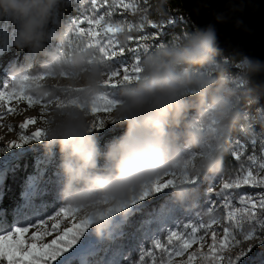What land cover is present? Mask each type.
I'll use <instances>...</instances> for the list:
<instances>
[{
  "label": "clouds",
  "instance_id": "clouds-1",
  "mask_svg": "<svg viewBox=\"0 0 264 264\" xmlns=\"http://www.w3.org/2000/svg\"><path fill=\"white\" fill-rule=\"evenodd\" d=\"M62 3L0 0V20L18 26L14 38L0 35V44L11 40L18 50L29 49L25 66L13 71L12 83L51 101L43 109L48 113L43 147L47 156L59 157L58 194L81 217L94 221L98 238L108 227L101 219L108 208L129 203L166 174L176 177L170 188L173 203L186 206L193 196L192 178L225 172L233 133L249 140L264 136L253 128L264 108L253 113L241 107L257 106L264 96V85L255 89L257 94L253 87L264 64L247 56H223L209 25L147 50L139 78L118 81L120 99L108 124L126 123L127 129L102 151L91 109L104 92L110 68L86 38L75 43L73 27L57 24ZM53 42L58 47H49ZM34 60L40 64L38 72L32 71ZM229 65L238 72L227 73Z\"/></svg>",
  "mask_w": 264,
  "mask_h": 264
},
{
  "label": "snow or ice",
  "instance_id": "snow-or-ice-1",
  "mask_svg": "<svg viewBox=\"0 0 264 264\" xmlns=\"http://www.w3.org/2000/svg\"><path fill=\"white\" fill-rule=\"evenodd\" d=\"M97 0H93V5L96 6ZM103 4L107 5L108 0H103ZM112 7L117 10H130L133 14L136 12L138 5L126 0H116V4ZM113 11L105 10V14L99 12L86 20H80L76 23L74 31L78 37L87 36L89 48L95 49V53L99 54L105 61L108 62L110 68L109 79L105 82L104 92L97 98L92 106V114L94 117L95 129L101 130L105 128L106 120L102 116H108L115 110L119 103L112 95L113 90L119 89L118 81L123 79L131 83L139 78L140 64L142 57L137 53L139 48H131L130 52L132 59L129 63L123 61L116 64L118 57L124 58L126 49L120 44V34H127L133 31V28L142 29L143 24L134 25L133 23H113L106 17H112ZM87 25L85 27L84 25ZM148 24L153 30L158 29V25L151 20ZM127 29V32H126ZM159 35V31L153 33H145L138 37V40L143 42ZM130 41L136 40L133 36L127 35ZM147 45L144 47L146 52ZM43 78V77H41ZM15 99L24 102L28 108H33L39 105L41 112L48 114L43 109L48 108L51 101L39 99L34 94H26L20 87L14 83L6 85L3 90H0V101L11 102ZM59 99V97H57ZM75 97L73 102H75ZM14 109L9 107L8 112H13ZM2 118V117H0ZM46 119H43V123ZM37 124V120L32 118L25 120L20 124L22 130L20 141H13L6 148L0 147V151H10L18 149L21 151L11 152L3 160H0V172L12 171L18 165L15 163L21 156L31 149L26 148V145L33 141L44 142L43 128L33 133L26 134L25 131L31 125ZM243 145L241 151H234L231 155L236 161L242 160ZM251 161L250 165L245 166L240 164L239 173L234 178L223 180V191L214 193L223 200V207L227 209V223L222 226V236L214 225L221 223L219 218L211 219L208 222H201L198 225H186L190 231L181 233L175 230L166 231V241L157 235L152 236L148 231L147 239L152 244V249L146 251V255L151 257L150 264H173L176 257L184 256L189 253V249L194 244L199 243L200 248H204V235H211V243L208 245L207 252H193L188 254L187 261L183 264H195L199 259L201 264H240L243 260L244 264H257L254 256H249L252 253V247L242 249L236 256L230 255L231 251L239 246L242 241H260L264 244V192L259 193L258 197L248 196L244 193H237L235 198L243 207H235L233 205L232 190H239L244 186L252 188H264V162H259L254 155L247 157ZM39 163V162H38ZM253 165L257 166V171H253ZM41 172L38 170L37 176L31 177L25 187L23 200L13 210V220L11 223H6L0 220V264H121L119 259L114 258L117 254L123 256L124 252L120 250L117 242L120 237L127 235L126 227L131 216L139 212L144 207V202H150L151 198L159 193L169 190L176 183V177L171 174H166L157 182L144 188L138 195L134 196L131 201L125 205L116 208H108L106 213L101 216L102 220H106L108 227L103 237H97L94 221L87 217H81L80 210L66 205L58 195L56 198V210L54 214L45 215V203L40 200V197L45 195L47 188L41 187L38 179ZM167 177H171L166 179ZM184 179H188L185 177ZM192 183L195 178H192ZM175 205L166 203L164 207L150 215V218L144 223L155 225L158 233V225L174 214ZM73 217V220L79 222L72 223L71 227L65 228L60 232V222L58 217L68 218ZM49 221H54L51 224V231L48 230ZM35 229V231H32ZM91 229V231H89ZM60 232L50 243H40L46 237L51 236L53 232ZM32 233L28 236L29 233ZM203 233V234H201ZM87 234V235H86ZM159 234V233H158ZM153 250H159L160 256L157 258ZM107 251L108 256L101 258L102 254ZM226 253H229L226 255ZM259 264H264V252L259 254ZM112 257V258H110ZM247 257V259H244ZM144 257H140L143 264Z\"/></svg>",
  "mask_w": 264,
  "mask_h": 264
},
{
  "label": "rangeland",
  "instance_id": "rangeland-1",
  "mask_svg": "<svg viewBox=\"0 0 264 264\" xmlns=\"http://www.w3.org/2000/svg\"><path fill=\"white\" fill-rule=\"evenodd\" d=\"M126 2H132L133 4L138 5L134 14L130 10L121 9L118 11L117 8L112 7L116 4V0H108L107 5L103 4V0H97L96 6L93 5V0H63V3L57 11L56 22L57 24H67L74 29L78 21L86 20L88 17L93 16L95 12L98 11L99 14L104 15L105 10H111L114 15L112 17H106V19H109L113 23H133L134 25L143 24L144 27L142 29L134 27L132 32L127 33V35L136 38L134 41L128 39L125 40L124 34H120V44L125 47L126 54L124 58L119 57L118 54L115 61L116 64H119L122 61L124 63L131 62L132 56L128 51L131 48H139L140 51L137 54L142 57L145 45H147V49L149 50L160 45L162 42L169 41L173 35L196 30V27L184 14L180 5L174 7L171 4H168L167 0H126ZM161 3L163 6L160 5ZM149 20L158 25L157 30L151 28L148 24ZM174 23H176L177 26H174ZM84 26L87 27L86 24ZM17 27L18 26L10 19L0 20V35H3L6 38H14ZM49 27L53 28L55 26L50 24ZM156 31H159V35H156L154 38L143 42L138 40L140 35ZM81 38L89 39L87 36L78 37L74 31L75 43L78 44ZM49 47L56 48L58 46L53 42ZM28 54L29 49L25 48L22 51L18 50L11 40H8L6 45L0 44V90H3L6 85L12 83L13 71L25 66ZM222 54L223 56L228 57V54L223 52ZM39 68L40 64L34 60L32 71L37 72ZM226 71L227 73L234 75L238 72V69L229 65L226 68ZM112 95L115 99L119 100L120 89L113 90ZM15 101L20 105H26L24 102ZM241 107L242 111H251L255 113L256 107L264 108V101L260 99L259 105L250 109L246 105H242ZM113 115L114 112L108 116H102L101 118L105 119L106 124H108ZM43 117L41 118L42 121L44 118L47 119V116ZM15 121L18 122L17 119ZM253 128L257 134L264 135V116L255 117ZM126 129V123H110L106 128L96 131L95 135L101 150L107 151V145L114 139L122 136L126 132ZM12 136L13 134L8 133L0 137V147L6 148L8 145V141L6 140L11 139ZM241 145H243L242 160L236 161L231 153L234 151H241ZM10 151L18 152L19 150L12 149ZM10 151H0V160H3L6 156L10 155ZM249 155H254L259 162H264V136L249 140L246 139L245 134L241 132L233 133L229 154V156H231V162L227 164L225 161V172L221 176H201L195 179V182L191 185L193 196L187 202L186 206H180L173 203L172 192L170 189L151 198L153 201L150 204L145 205L139 212L131 216L126 227L127 235L120 237L117 242H113L119 243L120 250L124 252L123 256L117 254L114 258L119 259L121 264H141L140 257L143 256V264H150L152 258L146 255V251L152 249V244L147 239L146 235L148 231L152 233L153 237L159 235L162 241H166V231L169 229L179 231L183 234L190 231L189 228L185 227L186 225L195 226L201 222L206 223L211 219L219 218L221 223L214 225V227L222 236V226L227 223V220L225 219L227 209L223 207V200L214 193L223 191V180L234 178L236 175L240 174V164H244L245 166L251 164V161L247 159ZM15 163L18 167L14 170L0 172V200L4 197V192L6 191L8 193L7 198L11 201L10 212L8 213L7 211V214H5V212L0 213V220L6 223L12 222L13 210L22 202L27 182L31 177L37 176L38 170L41 172V175L38 177L41 187L48 189L45 195L40 197V200L45 203V215L54 214V211L58 206L56 204V198L59 195V189L62 184V177L58 169L59 157H49L45 154L44 148H34L27 151L15 161ZM104 163L105 161L102 159L100 161L101 166H103ZM18 168L20 171H18ZM253 171H257L256 165H253ZM6 174H10L11 183H4ZM261 175H264V173H261ZM168 178L171 177H167L166 179ZM238 192L244 193L248 196L258 197L259 193L264 192V188L244 186L239 190H232L234 197L233 205L235 207H243V205L239 204L238 199L235 198ZM160 195L163 196L154 200ZM166 203L174 204L176 206L175 211L172 216L158 225V234L155 225H146L144 222L150 218L151 214L161 210ZM57 220L60 222V232L65 228L71 227L72 223L79 222L78 219L73 220L72 216H69L68 218L58 217ZM52 223H54V221H49L48 224V230L50 231ZM32 231H35V229ZM89 231H91V229ZM60 232L54 231L51 236L46 237L43 241H40V243H50L52 239L60 234ZM31 234L32 233L30 232L28 236ZM203 243V249H201L200 244L197 243L189 249V253L200 251L206 253L208 245L211 243L210 234L204 235ZM249 246L252 247V253H249V256H254L257 260V264H259V254L264 252V244H261L260 241H242L239 246L231 251L230 255L234 257L242 249H247ZM153 251L157 258L161 255L159 250ZM189 253H186L181 257H176L173 264H183V262L187 261ZM228 254L229 253H226V255ZM108 255L109 253L105 251L101 258ZM244 259H247V257ZM195 264H201V261L197 259ZM240 264H244L243 260Z\"/></svg>",
  "mask_w": 264,
  "mask_h": 264
},
{
  "label": "water",
  "instance_id": "water-1",
  "mask_svg": "<svg viewBox=\"0 0 264 264\" xmlns=\"http://www.w3.org/2000/svg\"><path fill=\"white\" fill-rule=\"evenodd\" d=\"M180 8L196 29L215 28L221 52L264 64V0H180ZM253 81L257 94L264 72Z\"/></svg>",
  "mask_w": 264,
  "mask_h": 264
},
{
  "label": "bare ground",
  "instance_id": "bare-ground-1",
  "mask_svg": "<svg viewBox=\"0 0 264 264\" xmlns=\"http://www.w3.org/2000/svg\"><path fill=\"white\" fill-rule=\"evenodd\" d=\"M39 70L40 68L38 69V71ZM9 107L13 108L14 111L9 113ZM47 115L48 114H44L41 112L39 105L34 106L33 108H28L27 105H20L13 99L10 103L8 101H0V117H2L0 118V137L4 136V134L11 133L13 134V136L11 139L6 140L8 141L7 144L13 141L19 142L22 132L19 127L20 124L24 123L25 120L32 118L37 120V124L31 125L28 129L23 130L26 132V134L30 135L31 133L43 128V121L41 120V118L43 116L46 117ZM16 119L18 120V122L15 121ZM25 147L28 149L44 148L43 143H39L36 141H33L31 144L26 145Z\"/></svg>",
  "mask_w": 264,
  "mask_h": 264
},
{
  "label": "trees",
  "instance_id": "trees-1",
  "mask_svg": "<svg viewBox=\"0 0 264 264\" xmlns=\"http://www.w3.org/2000/svg\"><path fill=\"white\" fill-rule=\"evenodd\" d=\"M167 2L168 4H171L174 7L180 5V0H167ZM160 5L163 6L162 3ZM174 26H177L176 23H174ZM228 57H239V56L237 54L231 53V54H228ZM225 161L227 164H229L231 162V156L228 155ZM18 171H20L19 168H18ZM4 183L5 184L11 183L10 174H6ZM7 195L8 193L5 191L4 197L0 200V213L5 212V214H7V211L8 213L10 212L11 201L7 198L8 197ZM162 196L163 195H160L158 198L154 200H157L161 198ZM152 201L153 200L151 199L150 202H144V206L147 204H150Z\"/></svg>",
  "mask_w": 264,
  "mask_h": 264
}]
</instances>
